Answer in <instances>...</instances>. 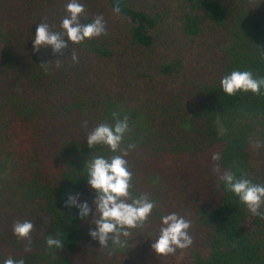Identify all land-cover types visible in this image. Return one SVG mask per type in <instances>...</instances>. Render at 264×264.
<instances>
[{
	"label": "trees",
	"instance_id": "trees-1",
	"mask_svg": "<svg viewBox=\"0 0 264 264\" xmlns=\"http://www.w3.org/2000/svg\"><path fill=\"white\" fill-rule=\"evenodd\" d=\"M80 2L81 22L103 16L107 35L54 54L34 52L36 28L62 31L69 0H0V264H264V218L214 171L264 184V88L228 96L220 84L232 71L264 77V0ZM113 113L128 117L122 147L135 144L131 194L157 205L129 248L89 235L86 164L120 153L86 140ZM70 195L92 212L81 218ZM173 212L191 222L193 244L158 256L152 243ZM25 220L30 245L13 234ZM49 236L63 247L48 248Z\"/></svg>",
	"mask_w": 264,
	"mask_h": 264
},
{
	"label": "clouds",
	"instance_id": "clouds-1",
	"mask_svg": "<svg viewBox=\"0 0 264 264\" xmlns=\"http://www.w3.org/2000/svg\"><path fill=\"white\" fill-rule=\"evenodd\" d=\"M85 11V6L80 0H69L66 5L67 15L60 24L62 31H52L48 23H39L33 40L34 52H39L41 48H51L54 54H58L68 49L69 43L79 45L86 40L107 35L103 16L95 17L90 23L81 22ZM114 11L118 13L119 6ZM71 59L73 62L78 61L75 53H72ZM58 61L59 59L56 60L57 67ZM50 63H42L40 66L46 68ZM220 84L228 96L249 91L259 94L261 88H264V77L257 78L251 71H232L221 79ZM113 120L114 123L103 122L97 125L89 132L86 140L90 149L102 144L111 152L120 153L110 158L96 156L86 164L88 185L96 194L92 223L95 230L90 231L89 235L99 242L100 248H109L110 242L115 246L129 248L128 241L133 239L131 230L142 228L157 205L147 195L137 198L131 194L133 173L126 157L129 151L135 148V144L122 147L126 134L130 132L128 117L124 116L121 119L118 113H113ZM220 159L219 153L213 154V161ZM214 171L220 173L219 180L225 188L237 196L252 215L264 218V212L260 211L264 207V184L253 183L247 178H237L230 170L221 172L219 167ZM66 206L77 207L81 218L92 212L86 201L79 203L78 197L74 195L68 197ZM161 222L159 236L152 243L156 255H172L177 249H187L193 244V238L189 234L191 228L189 220L173 212L162 216ZM33 230L34 224L29 220L15 222L13 225V234L19 239L27 240L29 245ZM46 245L48 248L61 249L63 241L58 237L49 236ZM25 251L30 252L31 247L26 246ZM4 264H25V261L23 258L19 260L7 258Z\"/></svg>",
	"mask_w": 264,
	"mask_h": 264
}]
</instances>
